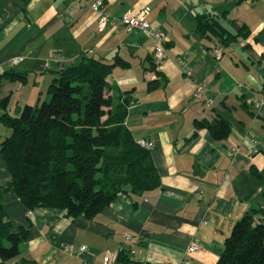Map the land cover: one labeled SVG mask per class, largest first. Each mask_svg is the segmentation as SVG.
<instances>
[{
	"label": "crops",
	"instance_id": "crops-1",
	"mask_svg": "<svg viewBox=\"0 0 264 264\" xmlns=\"http://www.w3.org/2000/svg\"><path fill=\"white\" fill-rule=\"evenodd\" d=\"M91 1L0 0V114L15 116L44 100L53 73L63 66L84 57L121 59L124 65L107 78L111 94L128 93L125 125L136 141L154 143L161 186L140 196L120 192L94 219L57 208L28 209L9 189L2 197L7 220L28 236L19 256L0 257V264H105L106 257L108 264H121L131 248L138 264H216L235 222L251 211L264 221V107L254 105L264 100V0H105L111 23L103 30ZM145 6L150 22L167 35L168 59L160 67L153 38L127 32L118 19ZM201 15L232 33L246 25L250 35L224 47L198 32ZM215 45L223 48L221 59ZM18 56L25 59L13 65ZM7 71L26 81L1 79ZM196 84L206 88L211 105L193 100ZM215 116L230 122L229 137L217 141L203 129L195 138V120ZM10 134L0 123V151ZM10 181L0 153V187ZM193 241L200 251L189 255Z\"/></svg>",
	"mask_w": 264,
	"mask_h": 264
},
{
	"label": "trees",
	"instance_id": "trees-1",
	"mask_svg": "<svg viewBox=\"0 0 264 264\" xmlns=\"http://www.w3.org/2000/svg\"><path fill=\"white\" fill-rule=\"evenodd\" d=\"M241 2L244 0H240ZM197 30L228 47L238 37H249L242 25L232 33L206 16H199ZM124 65L84 57L53 73L47 88L48 101L25 105L15 116L0 114V123L11 130L1 142V156L11 174L0 187V257L3 261L21 254L28 230L14 231L3 208V194L12 189L28 209L57 208L74 218L94 219L120 192L142 195L161 186L151 151L136 141L125 125L131 99L126 92L111 94L107 78L113 67ZM26 78L7 71L1 79ZM158 81L151 83L155 88ZM4 102V100H1ZM195 134L207 129L214 140L224 141L230 122L221 117L194 122ZM247 212L235 222L216 264H264V221ZM121 264L135 262L124 254Z\"/></svg>",
	"mask_w": 264,
	"mask_h": 264
},
{
	"label": "built area",
	"instance_id": "built-area-1",
	"mask_svg": "<svg viewBox=\"0 0 264 264\" xmlns=\"http://www.w3.org/2000/svg\"><path fill=\"white\" fill-rule=\"evenodd\" d=\"M89 4L90 8L93 12L98 15V24L101 30L105 29L111 23V17L105 10V0H92ZM150 12V8L145 6L139 11H131L123 13L118 19L121 25L125 28L127 32H135V31H143L146 32L149 36H151L154 40L153 46V58L155 62V66L160 67L166 60L168 59L167 54V35L166 33L159 27L150 22L148 19V14ZM213 53L217 59H221L223 55V48L219 45L213 46ZM25 58L23 56L15 57L12 60L13 65H18ZM50 65V62L47 63V66ZM189 76H191V72H187ZM192 79V78H191ZM193 100L196 102L205 101L207 105H211L213 103V99L209 98L206 94V88L201 84L195 85V90L193 93ZM255 109L260 110L264 107V100L260 99L254 102ZM138 143L149 149L154 148V143L149 140L139 139ZM232 151L234 153L239 152V148L233 147ZM254 152H259L257 148H254ZM206 223V222H204ZM126 240L130 243L133 241V237L130 234L126 235ZM86 246L81 247V251L86 250ZM71 247H65L66 251H70ZM200 251V245L197 241H193L187 249V254L195 255ZM136 253L135 249L131 248L129 254L134 256ZM110 261L109 257L104 259L105 264H108ZM185 264H192L191 261L187 260L184 262ZM138 264V263H134Z\"/></svg>",
	"mask_w": 264,
	"mask_h": 264
},
{
	"label": "rangeland",
	"instance_id": "rangeland-1",
	"mask_svg": "<svg viewBox=\"0 0 264 264\" xmlns=\"http://www.w3.org/2000/svg\"><path fill=\"white\" fill-rule=\"evenodd\" d=\"M46 96H47V95H45L44 100H45V101H48V100H49V97H48V96L46 97ZM44 100H41V101H44ZM33 103H34L33 105H37L36 102H33Z\"/></svg>",
	"mask_w": 264,
	"mask_h": 264
}]
</instances>
